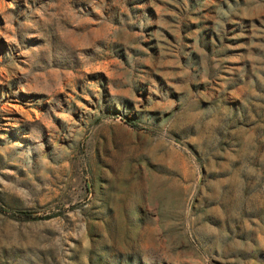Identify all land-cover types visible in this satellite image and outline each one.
I'll use <instances>...</instances> for the list:
<instances>
[{
	"label": "rangeland",
	"instance_id": "obj_1",
	"mask_svg": "<svg viewBox=\"0 0 264 264\" xmlns=\"http://www.w3.org/2000/svg\"><path fill=\"white\" fill-rule=\"evenodd\" d=\"M0 264H264V0H0Z\"/></svg>",
	"mask_w": 264,
	"mask_h": 264
}]
</instances>
